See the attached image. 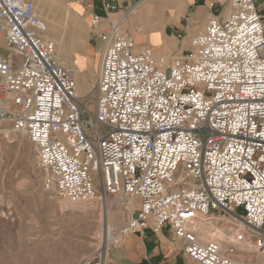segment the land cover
Returning a JSON list of instances; mask_svg holds the SVG:
<instances>
[{
  "label": "built area",
  "instance_id": "1",
  "mask_svg": "<svg viewBox=\"0 0 264 264\" xmlns=\"http://www.w3.org/2000/svg\"><path fill=\"white\" fill-rule=\"evenodd\" d=\"M230 4L188 50L164 55L121 30L135 6L113 22L118 6L103 0L105 16L90 19L103 42L92 100L42 36L35 2L0 0V119L37 146L59 198L120 195L128 210L103 246L70 264H105L125 237L166 227L199 264H264V13L257 0Z\"/></svg>",
  "mask_w": 264,
  "mask_h": 264
},
{
  "label": "rangeland",
  "instance_id": "2",
  "mask_svg": "<svg viewBox=\"0 0 264 264\" xmlns=\"http://www.w3.org/2000/svg\"><path fill=\"white\" fill-rule=\"evenodd\" d=\"M33 1L46 27L42 36L55 42L59 61L76 72L79 90L94 100L103 46L87 51L82 20L64 0ZM260 2L264 13V0ZM139 30L149 38L156 35L143 27ZM8 53L7 42L0 36V55ZM90 105L93 108V102ZM46 175L37 146L15 130L9 119H0V264L77 262L103 246L111 231L127 220L120 195L107 197L108 208L100 199L76 205L47 189ZM207 229L212 231L211 226Z\"/></svg>",
  "mask_w": 264,
  "mask_h": 264
},
{
  "label": "crops",
  "instance_id": "3",
  "mask_svg": "<svg viewBox=\"0 0 264 264\" xmlns=\"http://www.w3.org/2000/svg\"><path fill=\"white\" fill-rule=\"evenodd\" d=\"M82 20V35L87 51L103 46L99 35L90 30L93 13L105 16L103 0H64ZM118 6L109 17L118 21L128 8L121 30L131 33L138 48L152 46L159 54L182 53L191 47L192 38L203 32L210 13L224 19L231 12L230 0H109ZM261 5L260 0H257ZM144 6L145 9H141ZM183 17V19H181ZM109 26L104 18L100 30ZM156 34L150 38L141 35L140 28ZM182 33V39L178 34ZM177 34V35H176ZM106 264H199L183 252V244L173 231L166 227L160 232L147 230L144 235L131 234L107 255Z\"/></svg>",
  "mask_w": 264,
  "mask_h": 264
},
{
  "label": "bare ground",
  "instance_id": "4",
  "mask_svg": "<svg viewBox=\"0 0 264 264\" xmlns=\"http://www.w3.org/2000/svg\"><path fill=\"white\" fill-rule=\"evenodd\" d=\"M81 89H82V88H80V90H79V88H78V93H79V94H84V95H85L86 92L84 91V92L81 93ZM101 202H102V204H104V206L106 207V204L108 203L107 198L102 197ZM66 204H67V203H66ZM77 209H78V208H77ZM109 213H110V211L107 212L108 216L110 215ZM203 232H204V235H209V234L211 233L210 229H207V227L204 228V231H203ZM111 234H112V231H111V233L108 235L107 238H109V237L111 236Z\"/></svg>",
  "mask_w": 264,
  "mask_h": 264
}]
</instances>
